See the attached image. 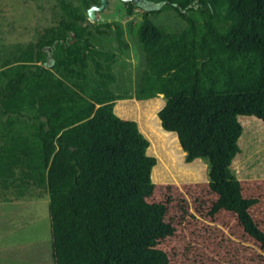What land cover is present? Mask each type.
<instances>
[{"label":"trees","instance_id":"16d2710c","mask_svg":"<svg viewBox=\"0 0 264 264\" xmlns=\"http://www.w3.org/2000/svg\"><path fill=\"white\" fill-rule=\"evenodd\" d=\"M59 1L58 24L0 70V202L49 198L55 264H171L160 245L178 229L164 203L147 200L157 157L148 153L139 123L115 110L119 100L164 95L161 129L178 134L188 163H208L218 196L209 215L236 214L264 250V230L251 212L260 199L245 196L244 179L232 171L243 146L240 118L264 126V0H159L161 8L144 7L133 27L145 53L135 96L110 88L118 55L93 42L94 30L107 31L73 1ZM165 9L186 26L159 25L152 15ZM117 39L129 47L121 28Z\"/></svg>","mask_w":264,"mask_h":264},{"label":"rangeland","instance_id":"374dc122","mask_svg":"<svg viewBox=\"0 0 264 264\" xmlns=\"http://www.w3.org/2000/svg\"><path fill=\"white\" fill-rule=\"evenodd\" d=\"M71 1L87 13L86 5L90 0ZM141 2L138 5L109 0L96 20L89 19L107 31L100 34L94 30L95 46L118 55L112 67L117 81L110 85L117 94L136 95L139 74L145 67V53L133 27L142 20L144 7L163 6L159 0ZM131 3L135 4L132 15L128 12ZM62 15L59 0H0V70L7 58L37 44L49 28L58 24ZM152 17L168 30L179 31L186 26L174 9H165ZM118 28L123 31L129 47L119 44ZM88 71L96 76L93 66ZM89 83L101 85L94 80ZM165 105L164 96H158L150 100H119L115 107L119 116L139 123L151 142L148 153L158 160L153 170L154 192L147 200L164 203L169 211L168 221L178 229L177 234L163 240L160 247L171 254V264H264V250L245 233L236 214L222 210L209 215L218 196L209 186L208 163L201 159L188 163L178 134L161 129L159 112ZM240 119L245 129L243 146L241 144L232 171L244 179L245 196L260 199L251 212L264 230V126L251 118ZM50 218L48 197L0 202V264H55Z\"/></svg>","mask_w":264,"mask_h":264},{"label":"water","instance_id":"95a60500","mask_svg":"<svg viewBox=\"0 0 264 264\" xmlns=\"http://www.w3.org/2000/svg\"><path fill=\"white\" fill-rule=\"evenodd\" d=\"M123 1L135 2V4H138V5L142 3L141 0H123ZM108 4H109V0H101L100 4L92 5L87 11L89 19L91 21L96 20L98 18V12L105 10Z\"/></svg>","mask_w":264,"mask_h":264},{"label":"clouds","instance_id":"9594fccd","mask_svg":"<svg viewBox=\"0 0 264 264\" xmlns=\"http://www.w3.org/2000/svg\"><path fill=\"white\" fill-rule=\"evenodd\" d=\"M161 95H163V94H161ZM164 96V95H163Z\"/></svg>","mask_w":264,"mask_h":264},{"label":"crops","instance_id":"0c3cea01","mask_svg":"<svg viewBox=\"0 0 264 264\" xmlns=\"http://www.w3.org/2000/svg\"><path fill=\"white\" fill-rule=\"evenodd\" d=\"M242 147V146H241Z\"/></svg>","mask_w":264,"mask_h":264}]
</instances>
